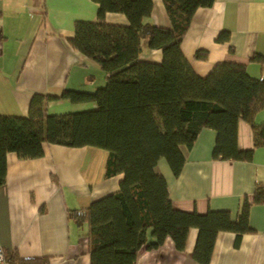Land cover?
Returning a JSON list of instances; mask_svg holds the SVG:
<instances>
[{
    "label": "trees",
    "instance_id": "16d2710c",
    "mask_svg": "<svg viewBox=\"0 0 264 264\" xmlns=\"http://www.w3.org/2000/svg\"><path fill=\"white\" fill-rule=\"evenodd\" d=\"M96 20L75 22L69 44L97 62L106 73L104 85L93 91L65 89L60 97L93 108L50 113L48 102L59 97L34 93L27 115L0 114V185L6 181L7 155L38 158L44 144L96 146L108 151L105 176L123 174L119 190L74 209L70 216L89 225L91 264H136L142 247L162 245L172 237L183 250L189 230L198 229L193 257L209 264L221 231L242 235L252 231L253 204L264 203V182L256 183L252 200L243 198L236 218L228 210L206 213L173 206L166 178L157 170L165 158L174 175L185 162V149L194 145L202 128L217 132L213 156L251 160L264 146V122L254 120L264 107V79L253 77L244 64L221 62L206 75L198 74L182 50V39L199 7L215 0H163L171 26L148 22L153 0H94ZM107 12L124 13L128 24L106 22ZM222 32L218 39H228ZM144 46L161 49L160 62L141 58ZM204 59L207 51L198 49ZM264 61L261 55L253 57ZM251 124L254 147L238 145V123ZM12 264H49L46 257L16 259Z\"/></svg>",
    "mask_w": 264,
    "mask_h": 264
},
{
    "label": "crops",
    "instance_id": "0c3cea01",
    "mask_svg": "<svg viewBox=\"0 0 264 264\" xmlns=\"http://www.w3.org/2000/svg\"><path fill=\"white\" fill-rule=\"evenodd\" d=\"M147 21L169 27L163 0H153ZM94 0H0V114L23 116L34 93L55 95L48 102L50 113L62 114L93 108L92 103H73L60 97L65 89L93 91L106 82L104 69L72 47L67 37L75 22L97 18ZM106 22L128 24L121 12H107ZM226 32L228 39H218ZM182 50L194 70L206 75L218 63L244 64L253 77L264 79V0H215L199 7L183 39ZM198 49L207 51L196 58ZM141 58L160 62L161 49L144 46ZM264 122V107L254 117ZM217 132L204 127L185 162L174 175L165 158L157 170L167 180L175 208L206 213L228 210L236 218L244 197L252 200L258 182H264V146L254 149L251 160L213 156ZM251 124L238 123V145L254 147ZM108 151L96 146L69 147L44 144L38 158L7 155L6 181L0 185V246L16 259L46 257L49 264H91L86 221L70 216L92 201L119 190L122 173L105 176ZM252 231L235 243L236 234L221 231L216 237L209 264H264V203L253 204ZM198 229L191 228L183 250L172 237L162 245L142 247L136 264H201L193 257Z\"/></svg>",
    "mask_w": 264,
    "mask_h": 264
},
{
    "label": "built area",
    "instance_id": "2783aa9c",
    "mask_svg": "<svg viewBox=\"0 0 264 264\" xmlns=\"http://www.w3.org/2000/svg\"><path fill=\"white\" fill-rule=\"evenodd\" d=\"M0 264H12L6 254V250L0 246Z\"/></svg>",
    "mask_w": 264,
    "mask_h": 264
},
{
    "label": "rangeland",
    "instance_id": "374dc122",
    "mask_svg": "<svg viewBox=\"0 0 264 264\" xmlns=\"http://www.w3.org/2000/svg\"><path fill=\"white\" fill-rule=\"evenodd\" d=\"M124 14V13H123Z\"/></svg>",
    "mask_w": 264,
    "mask_h": 264
}]
</instances>
